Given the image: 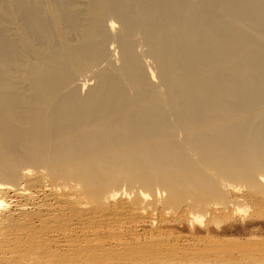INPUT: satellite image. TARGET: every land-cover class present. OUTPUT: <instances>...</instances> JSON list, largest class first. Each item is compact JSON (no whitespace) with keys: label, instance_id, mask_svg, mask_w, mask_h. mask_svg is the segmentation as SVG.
<instances>
[{"label":"bare ground","instance_id":"bare-ground-1","mask_svg":"<svg viewBox=\"0 0 264 264\" xmlns=\"http://www.w3.org/2000/svg\"><path fill=\"white\" fill-rule=\"evenodd\" d=\"M263 233L264 0H0V264Z\"/></svg>","mask_w":264,"mask_h":264},{"label":"rangeland","instance_id":"rangeland-1","mask_svg":"<svg viewBox=\"0 0 264 264\" xmlns=\"http://www.w3.org/2000/svg\"><path fill=\"white\" fill-rule=\"evenodd\" d=\"M181 234H185V236L187 235V232L186 231H182L181 232ZM203 234V233H202ZM239 234H237V233H235V234H233V236H238ZM232 236V235H231ZM262 239H264V233H263V235H262ZM261 238V237H260ZM258 254V255H257ZM254 253V255L252 254V256L251 255H244V254H242L241 256L239 255L238 256V254L236 255V254H232V256L230 255H225L224 256V258H223V256L222 255H224V254H222L221 255V257L220 256H214V257H210V258H206V259H202L201 261L199 260V259H191V258H189L188 259V257L186 258V257H184V258H182V259H179V257L178 258H170V257H168L167 258V260L166 261H168V259H169V261L167 262L168 264L169 263H171V264H173L174 263V260H176L177 259V261H179L180 260V262H182L181 264H184L185 262L187 263V264H264V254H260V253ZM139 256V255H138ZM137 256V257H138ZM156 256V255H155ZM153 254L151 255L150 253L149 254H147V253H144L143 255H142V257H141V255H140V257H139V261H137V262H135V264H140L141 262H142V259H148L149 261H151V260H155V259H157V258H159V257H155ZM247 256V257H246ZM145 257V258H144ZM219 257V258H218ZM227 257H229V258H227ZM232 259H231V258ZM235 257V258H234ZM109 258V262H110V257H108ZM164 257H162V259H163ZM181 258V257H180ZM242 258V259H241ZM251 258V259H250ZM138 259V258H137ZM161 259V258H160ZM217 259V260H216ZM223 259V260H222ZM244 259V260H243ZM147 260V261H148ZM221 260V261H220ZM231 260V261H230ZM172 261V262H171ZM217 261H218V263H217ZM102 262H103V264L104 263H106V262H108V260H107V258L106 257H103V259H100L97 263H99V264H102ZM114 261H111V263H113ZM224 262V263H223ZM233 262V263H232ZM246 262V263H245ZM96 263V264H97ZM146 263H149V262H146L145 261V264ZM185 263V264H186ZM94 264V263H93ZM142 264H144V263H142ZM158 264H162V263H158Z\"/></svg>","mask_w":264,"mask_h":264}]
</instances>
